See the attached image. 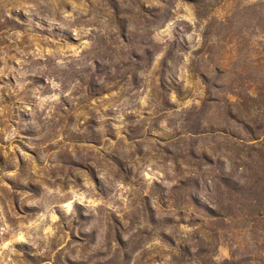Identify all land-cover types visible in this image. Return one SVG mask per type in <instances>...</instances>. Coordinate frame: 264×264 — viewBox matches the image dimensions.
Returning a JSON list of instances; mask_svg holds the SVG:
<instances>
[{"label":"rangeland","instance_id":"obj_1","mask_svg":"<svg viewBox=\"0 0 264 264\" xmlns=\"http://www.w3.org/2000/svg\"><path fill=\"white\" fill-rule=\"evenodd\" d=\"M259 87L264 0H0V264H264Z\"/></svg>","mask_w":264,"mask_h":264},{"label":"trees","instance_id":"obj_2","mask_svg":"<svg viewBox=\"0 0 264 264\" xmlns=\"http://www.w3.org/2000/svg\"><path fill=\"white\" fill-rule=\"evenodd\" d=\"M256 94L254 96H252L251 98L252 99H261L263 104H264V87H259L256 89ZM263 128H264V125H263ZM264 158V156H263ZM259 165V164H258ZM257 169V175H256V178H257V181H258V184L260 183L261 184V188H262V191L264 192V159L262 161V164L261 166H254L252 168L250 167H247L246 168V173H249V172H253L254 169ZM262 215L264 216V212H262Z\"/></svg>","mask_w":264,"mask_h":264}]
</instances>
